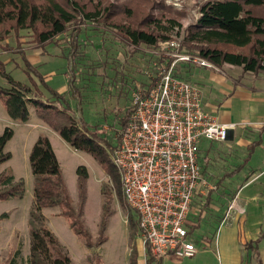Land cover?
Returning a JSON list of instances; mask_svg holds the SVG:
<instances>
[{"label": "rangeland", "instance_id": "1", "mask_svg": "<svg viewBox=\"0 0 264 264\" xmlns=\"http://www.w3.org/2000/svg\"><path fill=\"white\" fill-rule=\"evenodd\" d=\"M58 1L66 4V0ZM78 1L88 11L94 9L97 3L101 8L102 18L109 17L111 11L113 14L109 18L110 21L126 22L134 27H143L149 15L160 18L162 24L168 27L164 33L170 38L180 40L181 49L186 51L182 48L186 29L199 17V7L203 0ZM127 6L132 9L130 16L124 9ZM256 10L264 14V5L258 6ZM171 18L178 21L173 26H171ZM77 27L80 29L78 32ZM150 28H153V25ZM111 31L105 29L96 19H86L80 14L52 43L42 46L36 43L30 29L22 28L17 32L12 31L5 40L1 41L0 63L3 62L5 70L16 79L30 85L37 94L41 95L39 93L41 91L46 99L51 98L50 92L41 83L38 70L47 80L53 77L52 86H56L57 83L65 85L61 91L69 89L68 80L74 76L75 83L84 85L88 90L83 92L86 99L82 104V112L76 109V117L80 119L82 115L89 123L99 124L104 135L115 143L117 134L122 128L121 117L133 103V92L144 87L143 81L152 82L157 66L165 61L160 60L163 56L160 53L164 46L162 42L157 47L144 46L140 47L141 51H134L131 45L125 43L126 40L122 41L118 33ZM75 35V42H72ZM5 44L10 45L13 50L5 49ZM71 44H76L75 55L68 54ZM25 58L33 65V68L28 67ZM195 71L193 78L204 82L205 88H216L215 91L218 93H221L218 90L219 85L217 86L220 79L229 81L231 84L238 82L253 87H264V70L250 72L244 71L240 65L224 64L221 67L218 65L195 67ZM229 77H231L230 80ZM0 85L10 86L8 78L2 73H0ZM7 126L13 129V136L5 146L6 150L11 152V157L1 165L0 170L5 169L17 180H22L23 191L21 194L0 200V264H9L13 258L16 259V264H31L29 216L35 201L34 175L29 156L40 135H46L51 141L61 165L72 204L76 208L79 203L78 167L86 166L89 175L86 179L82 219L93 240L98 239L101 232L100 221L105 200L102 189L105 185L112 188L109 201L110 213L103 231L107 240L103 243L92 248L87 247L84 238L73 230L69 220L60 212L61 207L57 205L41 210L44 226L52 232L61 250L70 257L71 264H88V256L93 252L100 255L103 264H129L132 245L130 211L128 210L130 205L123 192L120 196L115 191L114 183L104 168L90 154L71 146L57 130L42 121L34 105H30L28 120H18L9 116L3 100L0 99V134ZM254 131L251 134L249 130L248 133L259 137V134L256 135ZM260 137L264 141V133ZM235 143L236 140L232 142L228 139L210 140L208 144L212 146V150L209 153H207L209 149L206 148V142L203 145L200 162L216 187L212 189L215 193L211 204L204 206L201 227L197 233L200 236L199 239L203 237L204 241L210 238L209 245L199 246L200 251L204 248L209 249V254L203 258L204 253L201 252L197 257L180 260L178 262L180 264H222V257L225 254L220 244L227 231L226 227H229L230 220L226 221L227 217L231 216L230 219H232L233 214L236 213L235 208L230 211L229 209L232 203L235 204L237 191L241 197L246 196L249 200L245 204V211L243 207L238 208L239 247L243 252L240 264H264V172L256 176L249 184L246 183V180L250 178L251 168L258 167L260 171L264 168V142L262 145L254 144L253 149L254 147L255 149L247 163L245 161L248 158L249 147L246 150L235 149L238 147ZM206 162L207 167L204 166ZM240 163H245L243 168L239 169L243 174L234 172L230 174L231 169L239 167ZM121 188L123 189L122 181ZM226 192H231L233 195L230 196ZM253 195H257V199L250 198ZM122 199L127 207L123 205ZM205 200V197H200L194 204L196 214L200 213ZM220 214H223V218L220 226L216 228ZM135 241L142 253L140 259H144L145 251L141 233L136 236Z\"/></svg>", "mask_w": 264, "mask_h": 264}, {"label": "trees", "instance_id": "2", "mask_svg": "<svg viewBox=\"0 0 264 264\" xmlns=\"http://www.w3.org/2000/svg\"><path fill=\"white\" fill-rule=\"evenodd\" d=\"M65 3L58 0H0V43L12 31L17 32L26 28L31 30L37 44L47 45L65 32L80 14L86 19H96L105 29L118 33L122 41L126 40L125 43L131 45L134 51H141L140 47L144 46L146 48L157 47L159 43L170 38L164 33L168 27L162 24L160 18H154L152 15L146 17L143 27H134L126 22L110 21L109 18L113 14L111 11L109 17L102 18L101 8L97 3L94 9L89 11L78 0H66ZM161 5L164 6V4ZM262 5H264V0H203L199 7V17L186 29L182 48L203 55L220 67L224 64H234L240 65L244 71L260 72L264 70V14L256 10L258 6ZM124 9L130 16L131 7L127 6ZM170 22L173 26L178 21L171 18ZM152 25L153 28H150ZM76 30L78 32L79 27ZM75 46L76 44H71L68 54L74 53L75 55ZM4 48L12 49L8 44H5ZM25 60L28 67L33 68V65L26 58ZM160 60L166 61V57L162 56ZM195 67L209 66L199 64L194 66L188 62L180 61L176 64L175 73L187 80L191 79L194 80L193 82L199 83V80L193 78L194 72H196ZM0 73L5 75L10 82L8 87L0 85V99L3 100L9 116L13 119L26 121L30 116V105H34L36 113L42 121L57 130L71 146L90 154L104 168L114 183L115 191L121 196L123 192L121 174L113 162L112 155L119 142L118 134L114 143L104 135L99 124L89 123L82 115L80 119L76 117V109L82 112V104L86 99L83 92L87 90L86 87L77 85L73 76L68 80L69 89L61 91L52 86L38 70L41 83L50 92L51 98L46 99L41 91H39L41 95L37 94L30 85L16 79L5 70L3 62L0 63ZM151 83L142 82L147 88ZM133 109L132 103L121 117V127L125 125ZM12 136L13 129L9 126L0 134V167L11 157V152L6 150L5 146ZM209 141L204 139L201 142V151L205 142L206 148L209 149L207 153L212 150V146L208 144ZM252 148L250 147V151ZM29 159L34 175L35 201L29 216L31 228L30 262L31 264H71L70 257L61 250L52 232L44 226L41 210L49 206H60V212L69 220L73 230L84 238L87 247L92 248L107 240L103 231L110 213L109 201L112 188L105 185L102 189L105 200L100 221L101 232L100 237L93 240L82 219L86 197V179L89 175L86 166L79 165L78 167L79 203L76 208L72 204L71 195L56 152L46 135L38 137L32 147ZM247 161L248 158L245 162L247 163ZM207 164L206 162L204 166L207 167ZM244 164L240 163L239 167L231 169L230 174L237 173ZM203 172L206 171L203 169ZM22 191V180H17L12 173L5 169L0 170V200L21 194ZM214 193L211 189L206 194L201 195L206 200L200 213L193 212L191 215L196 224L190 225L189 230L191 233H195L194 238L198 246H207L210 243V238L205 239V241L203 237L199 239L200 236L197 232L201 227L204 206L211 204ZM226 193L230 196L233 195L231 192ZM122 203L127 207L123 199ZM128 210L130 211L132 242L129 264H142L140 262V249L135 241L136 236L140 233L139 217L131 206L128 207ZM222 215H218L216 228L220 226ZM145 259V264H161L162 262V259H156L149 249ZM88 261V264H103L100 255L96 252L88 256ZM9 264H16V259H11Z\"/></svg>", "mask_w": 264, "mask_h": 264}, {"label": "built area", "instance_id": "3", "mask_svg": "<svg viewBox=\"0 0 264 264\" xmlns=\"http://www.w3.org/2000/svg\"><path fill=\"white\" fill-rule=\"evenodd\" d=\"M162 43L166 61L148 88L133 92L134 109L118 133L113 162L124 197L139 217L145 256L149 249L156 259L190 258L199 251L189 230L196 224L194 204L216 187L203 172L201 142L226 140L235 123L220 122L205 107L199 85L175 73L179 61L215 64L183 51L176 38Z\"/></svg>", "mask_w": 264, "mask_h": 264}, {"label": "crops", "instance_id": "4", "mask_svg": "<svg viewBox=\"0 0 264 264\" xmlns=\"http://www.w3.org/2000/svg\"><path fill=\"white\" fill-rule=\"evenodd\" d=\"M231 77H229L230 80ZM53 82V77L48 79V82L51 84ZM62 82V81H61ZM199 87L202 90L203 102L207 109L214 113L220 122L225 123H235L233 130V139L236 140L238 145L235 149H244L246 150L249 147L248 160L252 157L253 151L252 148L250 151V146L262 145L263 140L260 137L264 133V87H253L248 86L243 83H229V81L219 80L217 83L218 90L222 93L216 92L215 89L205 88L204 82L199 81ZM58 85V83H57ZM58 89L62 90L65 85L60 84ZM64 91V90H63ZM253 129V130H252ZM253 131L259 137L251 136ZM232 142L231 139H228ZM245 154V151H244ZM264 172L263 170H258V167L251 168L250 178L246 180V183L249 184L256 176ZM238 174H243L242 171L237 172ZM235 172V174H237ZM205 175L209 178V174L205 172ZM247 175V174H244ZM243 186V185H242ZM240 186V188L242 187ZM235 199L234 207L236 213L233 214V220L230 217H227L229 221V227H226L227 231L224 233V239L222 240L221 249H223L224 257H222V264H240L242 262V253L239 247V227H238V216H239V207H243L245 211V204L249 201L246 196L241 197L238 194ZM250 198L257 199V195L250 196ZM209 249H203L198 251V253L190 258H178L175 256H168L162 259L161 264H180V260L191 259L197 257L199 254L204 253L203 258H206L209 254ZM140 258L142 253L140 252ZM146 259H140L142 264H145Z\"/></svg>", "mask_w": 264, "mask_h": 264}, {"label": "water", "instance_id": "5", "mask_svg": "<svg viewBox=\"0 0 264 264\" xmlns=\"http://www.w3.org/2000/svg\"><path fill=\"white\" fill-rule=\"evenodd\" d=\"M233 130H232V128L231 129H229V133H228V136H227V139H233Z\"/></svg>", "mask_w": 264, "mask_h": 264}]
</instances>
